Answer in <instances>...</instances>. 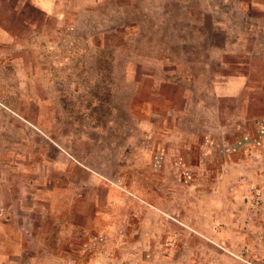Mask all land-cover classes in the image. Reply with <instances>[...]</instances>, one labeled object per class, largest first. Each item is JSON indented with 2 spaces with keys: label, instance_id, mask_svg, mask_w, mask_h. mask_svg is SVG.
I'll use <instances>...</instances> for the list:
<instances>
[{
  "label": "rangeland",
  "instance_id": "374dc122",
  "mask_svg": "<svg viewBox=\"0 0 264 264\" xmlns=\"http://www.w3.org/2000/svg\"><path fill=\"white\" fill-rule=\"evenodd\" d=\"M0 264H264V0H0Z\"/></svg>",
  "mask_w": 264,
  "mask_h": 264
},
{
  "label": "crops",
  "instance_id": "0c3cea01",
  "mask_svg": "<svg viewBox=\"0 0 264 264\" xmlns=\"http://www.w3.org/2000/svg\"><path fill=\"white\" fill-rule=\"evenodd\" d=\"M48 2L49 0H38V5L41 7V8H46L48 6Z\"/></svg>",
  "mask_w": 264,
  "mask_h": 264
}]
</instances>
